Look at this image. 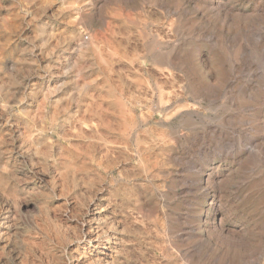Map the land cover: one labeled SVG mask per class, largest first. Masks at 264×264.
Returning <instances> with one entry per match:
<instances>
[{
    "label": "rangeland",
    "instance_id": "1",
    "mask_svg": "<svg viewBox=\"0 0 264 264\" xmlns=\"http://www.w3.org/2000/svg\"><path fill=\"white\" fill-rule=\"evenodd\" d=\"M0 264H264V0H0Z\"/></svg>",
    "mask_w": 264,
    "mask_h": 264
},
{
    "label": "bare ground",
    "instance_id": "2",
    "mask_svg": "<svg viewBox=\"0 0 264 264\" xmlns=\"http://www.w3.org/2000/svg\"><path fill=\"white\" fill-rule=\"evenodd\" d=\"M213 217V216H212Z\"/></svg>",
    "mask_w": 264,
    "mask_h": 264
}]
</instances>
